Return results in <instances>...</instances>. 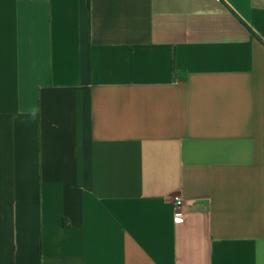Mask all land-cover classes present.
I'll use <instances>...</instances> for the list:
<instances>
[{
  "label": "crops",
  "instance_id": "0c3cea01",
  "mask_svg": "<svg viewBox=\"0 0 264 264\" xmlns=\"http://www.w3.org/2000/svg\"><path fill=\"white\" fill-rule=\"evenodd\" d=\"M0 264H264V0H0Z\"/></svg>",
  "mask_w": 264,
  "mask_h": 264
},
{
  "label": "built area",
  "instance_id": "2783aa9c",
  "mask_svg": "<svg viewBox=\"0 0 264 264\" xmlns=\"http://www.w3.org/2000/svg\"><path fill=\"white\" fill-rule=\"evenodd\" d=\"M172 205H173L172 221L174 224H181L183 222V216L179 212V209L182 206L181 198L179 196L172 197Z\"/></svg>",
  "mask_w": 264,
  "mask_h": 264
}]
</instances>
